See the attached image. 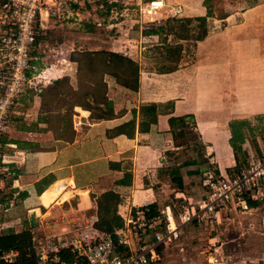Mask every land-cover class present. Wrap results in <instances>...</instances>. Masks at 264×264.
<instances>
[{
	"label": "crops",
	"instance_id": "crops-1",
	"mask_svg": "<svg viewBox=\"0 0 264 264\" xmlns=\"http://www.w3.org/2000/svg\"><path fill=\"white\" fill-rule=\"evenodd\" d=\"M222 1L224 12L219 14ZM164 3L171 6L170 12L181 6L190 13L186 17L207 16L208 34L193 48L191 60L183 57L171 72L144 73L140 68L137 79L126 64V80H119L108 67L103 79L106 87L96 99L88 97L89 108L68 96L54 97L40 89L23 95L13 107L2 138L4 185L0 201L8 207L4 234L28 228L37 243L104 234L96 227L97 202L102 194L114 191L119 195L117 213L123 219L115 234L123 229L131 235L133 221L137 230L145 233L141 242L150 243L166 219H177L176 205L184 212L205 196L201 172L214 165L217 172L236 174L260 156L264 0ZM101 41H97L98 47L87 49L121 54L116 40ZM75 65L73 62V70L65 76L71 77V87L83 93V88L88 84L93 87L97 80L81 82ZM120 75L125 77L123 72ZM149 103L157 107V121L150 124V117L141 110ZM181 116L191 125L184 138L177 137L180 124L174 129L170 124L171 117ZM233 137L238 153L232 146ZM190 147L196 158L175 163L178 151ZM61 180L63 191L51 199L48 189ZM260 183L245 195V210L258 208L264 200V176ZM168 184L176 200L159 207L166 199L162 190ZM150 206L158 211L152 218L147 217Z\"/></svg>",
	"mask_w": 264,
	"mask_h": 264
},
{
	"label": "rangeland",
	"instance_id": "rangeland-1",
	"mask_svg": "<svg viewBox=\"0 0 264 264\" xmlns=\"http://www.w3.org/2000/svg\"><path fill=\"white\" fill-rule=\"evenodd\" d=\"M61 1L59 17L44 23L45 28L41 29L38 43L33 48L30 67L27 69L33 85L19 95L16 104L23 95H30L33 93L31 90L39 89L44 94L54 97H70L75 102L80 101L81 89L71 87L69 82L71 77L65 75L73 70V62L78 64L75 65L78 68L79 63L75 60L80 58L81 54L96 52L95 49L87 48L98 47L97 41L103 43L101 39L116 40L119 45L117 48L122 50L121 54L134 58L144 73L157 72L170 66L171 60L164 56L165 46L160 44L162 38L146 34V29L143 28L146 22L152 27L165 25L166 20L172 17L168 10L171 8L170 5L165 6L153 19H149L142 12V8L149 0ZM224 3L225 1H222L220 5L222 11L218 10L219 14L224 12ZM186 14L190 13L184 10L176 17L183 18ZM198 25L197 21L191 23L193 29L194 27L198 29ZM167 38L166 42L171 44L179 41L172 35ZM182 44L186 50L184 57L191 60L194 41ZM125 52H131L132 55ZM106 57L105 54L95 55L98 69L104 66ZM35 77L37 79H34ZM0 81L10 82L9 75L0 72ZM258 124L261 126L259 132L262 133L263 142L264 121L261 120ZM190 137L195 144L197 139L193 132ZM178 152L175 163L193 160L197 156L191 147ZM203 163V159H200V165ZM214 168L213 165L211 169ZM200 174L202 179V172ZM170 188L169 184L163 188L162 195L166 199L162 200L159 207H163L167 201L176 200L175 193L170 191ZM182 211L183 208L175 206V213L179 214ZM159 220L162 222V218ZM37 235L42 233L38 232ZM157 264H264V200L258 208L245 210L238 207L223 213L220 223L208 224L197 221L184 226L177 239L161 248V260Z\"/></svg>",
	"mask_w": 264,
	"mask_h": 264
},
{
	"label": "built area",
	"instance_id": "built-area-1",
	"mask_svg": "<svg viewBox=\"0 0 264 264\" xmlns=\"http://www.w3.org/2000/svg\"><path fill=\"white\" fill-rule=\"evenodd\" d=\"M60 4L61 0H0V72L7 73L10 80L8 83L0 81V190L4 185L2 136L6 132L7 116L19 95L33 85L27 69L40 31L45 28L44 13L47 12L48 21L59 17ZM164 7V0H149L142 12L146 18L153 19ZM182 12V7L177 6L171 13L177 16ZM143 28L150 30L152 25L146 22ZM260 148V156L236 174L212 169L203 172L205 196L181 212L177 219H166L150 243L141 242L145 233L137 230L133 221L131 235L122 229L116 232V237L109 233L84 234L70 241L60 239L57 243L49 239L37 243L33 237L38 264H157L161 260V248L177 239L184 225L194 221L220 223L223 213L237 207L247 208L245 195L256 190L264 176V141ZM7 211L8 207L0 201V238L6 227ZM61 250L69 251L70 261L63 258ZM19 254L16 248H0V264H15Z\"/></svg>",
	"mask_w": 264,
	"mask_h": 264
},
{
	"label": "trees",
	"instance_id": "trees-1",
	"mask_svg": "<svg viewBox=\"0 0 264 264\" xmlns=\"http://www.w3.org/2000/svg\"><path fill=\"white\" fill-rule=\"evenodd\" d=\"M209 2L210 0H205L206 4H208ZM46 18L47 15H45V19ZM193 21H197L199 23L198 29L195 27L193 29L191 27V23ZM145 33L150 35H157L162 38L160 44L165 46L166 54H164V56H166V58L170 59L171 61L169 67H166L165 69H160L158 72H171L178 68L186 52L182 43L187 41H194L193 47H195L198 41H201L206 38L208 34L207 16L204 15L183 18L172 16L166 20L165 25L152 27V29L146 30ZM169 35H172L179 41L175 42L174 44L166 42L168 41L167 36ZM101 54H105L107 57L105 59L104 66L102 64L103 69L99 67L98 70V65L95 63V55L100 56ZM75 61L79 63L78 77L81 82H84L89 78L91 79V81L97 80L96 82H94L95 85L93 87L91 84H88L87 89L83 88V93L81 94L82 97L80 98V101H77V103H80L81 106H84L86 108H89L91 106L89 104L88 97L94 96V99H96L98 97L99 92H101L103 88L106 87V84L103 79L104 73L108 72V67H111L114 70L113 75H115L119 80H122V78H125V80L127 79V67L133 69V73L136 79L139 76V65L137 64V62L117 52H109L104 50L90 53L86 52L81 54V57L77 58ZM123 66L126 67V71L125 67L122 68ZM115 68H117L119 72L116 71ZM99 72L102 74H98ZM120 72H123L125 77H122L120 75ZM93 88L97 91H95ZM141 110L150 117L149 124L155 123L157 121L156 104L149 103L143 105ZM149 124L146 129H149ZM170 124L173 129L176 124H180V128L177 130V137L180 138H184L186 136L185 131L191 127L190 123L186 121L185 116L171 117ZM241 137H243L242 134ZM232 146L235 150V153H238L239 150L234 142V137L232 141ZM118 201L119 195L114 191H108L102 194L97 202L99 218L98 221H96V227L105 233L111 234L114 237H116L115 231L123 226V219L117 213ZM254 203L255 202H251L252 205H254ZM156 215H158L157 209H154L153 206H150V209L147 211V217L152 218ZM35 246L36 244L32 239L31 230L28 228L21 232L12 231L5 233L0 238V248H16L19 250L20 254L15 264H38ZM61 254L63 255V258H65L67 261L71 260L72 255L69 253L68 250H66L65 252L64 250H61Z\"/></svg>",
	"mask_w": 264,
	"mask_h": 264
},
{
	"label": "bare ground",
	"instance_id": "bare-ground-1",
	"mask_svg": "<svg viewBox=\"0 0 264 264\" xmlns=\"http://www.w3.org/2000/svg\"><path fill=\"white\" fill-rule=\"evenodd\" d=\"M45 15H47V12L44 13V23L48 21V15H47V19H45ZM62 181L63 180L55 183L53 187H51V188L48 189V191H49V194L48 195H49V197L51 199L56 198L63 191V183H62Z\"/></svg>",
	"mask_w": 264,
	"mask_h": 264
},
{
	"label": "water",
	"instance_id": "water-1",
	"mask_svg": "<svg viewBox=\"0 0 264 264\" xmlns=\"http://www.w3.org/2000/svg\"><path fill=\"white\" fill-rule=\"evenodd\" d=\"M30 223L32 226L35 225V215L34 214L30 216Z\"/></svg>",
	"mask_w": 264,
	"mask_h": 264
}]
</instances>
